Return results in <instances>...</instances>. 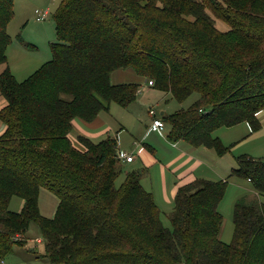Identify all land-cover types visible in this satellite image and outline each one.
<instances>
[{
	"label": "trees",
	"instance_id": "1",
	"mask_svg": "<svg viewBox=\"0 0 264 264\" xmlns=\"http://www.w3.org/2000/svg\"><path fill=\"white\" fill-rule=\"evenodd\" d=\"M13 7L14 0H0V65ZM53 21L51 60L21 82L8 67L0 73V264L13 245L27 243L31 225L50 264H264L258 198L236 202L225 244L218 207L227 180L179 187L165 215L142 187V171L116 184L123 172L116 137L80 136L76 144L69 137L74 121L91 123L111 104L135 102L137 84L110 81L113 72L131 70L179 104L197 95L161 116L169 141L225 155L230 148L215 131L261 127L264 0H61ZM236 160L229 179L264 197V158ZM41 190L58 200L50 218L39 211ZM12 198L21 201L19 212L9 210Z\"/></svg>",
	"mask_w": 264,
	"mask_h": 264
},
{
	"label": "rangeland",
	"instance_id": "2",
	"mask_svg": "<svg viewBox=\"0 0 264 264\" xmlns=\"http://www.w3.org/2000/svg\"><path fill=\"white\" fill-rule=\"evenodd\" d=\"M60 2L61 0H14V16L7 26V33L11 37V43L6 51V64L0 65V73L8 67L13 77L21 82L34 73L43 63L51 60L52 54L49 45L55 41L53 14ZM223 29L225 30L226 28H221V30ZM133 78H135L133 71L117 70L111 74L110 81L113 85L132 83L133 81L131 79ZM196 96V94L190 96L181 104L170 99L167 100V102L151 101L150 104L154 114L159 118L161 112L169 115L181 109H186L196 100ZM165 104L168 105L165 106ZM4 105L5 101L0 97V108ZM259 114H261V116L257 118V120L261 127L254 133L251 132L249 125L245 123L230 128H220L214 132V136L219 138L223 146L231 148V150L225 154V157L228 161L232 159L233 164L235 163L234 169L238 167L237 157L250 156L254 159L264 158V110ZM101 117H105L106 119V126L110 129V136H115L120 128L123 129L119 138V142L123 148H125V144L127 148L134 139L140 141L146 128L153 119L152 117L150 118V115L147 113V107L143 105L141 98H138L135 104L130 105L127 109L121 108L116 104H111L108 114L103 112ZM76 122L81 123L78 120ZM247 128L248 131H246ZM154 136L159 137L157 134H151V137L147 139L150 140V138L152 139ZM100 139L94 138L91 140L93 142H99ZM152 140L154 141V139ZM157 141L158 145L155 142L152 143H154L158 149L157 160L161 163L151 168L152 172L149 171L150 175H145L142 178L141 185L146 191L153 193V199L158 209L163 214L167 215L173 208V202L171 197H166L164 195L160 183L162 181L161 165H165L166 163L165 159L160 156V151L167 148V143L160 137ZM145 143H148V141H145ZM231 145L232 147H230ZM135 150L136 146L134 145L131 147V152L134 155ZM214 159L218 161L217 158L214 157ZM209 163L211 164V168L214 166V169L210 171L211 175L208 177L209 180L215 181L221 178L224 179V181L227 180V189L218 207L219 213L223 219L218 239L228 244L231 242L233 235L232 220L233 209L236 202L246 197L248 200L251 198H258V200L264 204V197L257 196L248 182L237 180L236 178L229 179V167L220 169L221 166L218 167L210 161ZM205 165H207V163H205ZM139 168L140 167H138L136 163L130 166L123 164V172L119 179H117L116 184L123 181L126 172L139 170ZM151 175L153 176L151 177ZM20 202L19 199L12 198L9 210L12 212L17 211L20 207ZM57 205L58 200L53 194L46 190L40 191L38 207L42 216L46 218L52 217ZM161 218L163 224L168 226V220L164 216ZM26 235L27 239H29L27 243L13 245L11 252L4 257V263L50 264L47 259L41 257L43 253V243L41 245L34 244L35 239H42L38 228L35 225H31ZM32 249L34 250L32 251Z\"/></svg>",
	"mask_w": 264,
	"mask_h": 264
},
{
	"label": "crops",
	"instance_id": "3",
	"mask_svg": "<svg viewBox=\"0 0 264 264\" xmlns=\"http://www.w3.org/2000/svg\"><path fill=\"white\" fill-rule=\"evenodd\" d=\"M131 80L133 81L132 83H121V84H137L139 86V90L135 102L137 101L138 98H141L143 105L147 107V113L149 115H150V111H153L152 106L150 104L151 101L167 102V100L169 99L172 100L169 93L157 91L152 86H148V81L139 78L137 75H135V78ZM114 85H119V84H114ZM135 102L133 104H135ZM167 105L168 104H165V106ZM103 112L108 114L109 110L100 112L98 117L91 123H84L81 121H80L81 123H77L76 121H74L72 125V132L69 135L70 139L76 144V141L80 136L90 138L92 140L94 138L100 139L101 137L105 136L101 138L100 141L105 139L107 136H110V129L106 126V119L105 117L104 118L101 117V114ZM261 114H258L257 118H259ZM162 115L168 116L164 112H161L159 114V118H157L155 114L150 115V118L152 117L153 119H157L163 123L162 131L159 132L151 131L150 130L151 123H150V125L146 128V131L143 134L141 140L140 141L136 139L132 140L127 148H126V144L124 145L125 148L121 147V143L119 142V138L123 132V129L120 128L118 132L115 134V136H113L117 138L118 153H126L134 156V160L132 163H123V164L130 166L136 163L137 166L140 167L139 170L142 171L141 181L145 175L146 176L150 175L149 171L152 172L151 168L154 165L161 163L160 161L157 160L158 149L156 145L152 143L155 142L158 145L157 140L159 137L161 139L163 138L167 143V148L165 150L163 149V151H160L161 152L160 156L164 158L166 161L165 165H161V180H162L160 182L161 190L163 191L166 197L167 196L171 197L172 202L176 194V191L179 187L187 183H190L195 179H208V177H210L211 175L210 171L214 169V166H212L211 168L210 167L211 164L209 163V161L217 165L218 167L221 166L220 169L229 167L228 176L231 174L233 170H235L234 169L235 163L233 164L232 159H230L231 161H228L225 157L226 155L219 157L216 155V153L213 150L207 149L205 147H192L185 142L169 141L167 139V136L170 132V126L163 122V120L161 119ZM3 130L4 127L0 125V135L2 134ZM246 131H248V128L246 129ZM151 134H157L159 137L156 136L152 137L154 141L151 138L150 140H148L147 138L151 137ZM145 141H148V143H145ZM134 145L136 146L135 155L132 154L131 152V147ZM230 147H232V145ZM214 157L217 158L218 161H216ZM205 163H207L208 166L205 165ZM140 165L142 166V168ZM152 176L153 175H151V177ZM219 180H224V179L221 178ZM149 193H151L153 197V193L152 192ZM21 207H22V203L20 202V207L17 210L18 212L20 211ZM36 240L37 239L34 240V244H36L35 242Z\"/></svg>",
	"mask_w": 264,
	"mask_h": 264
},
{
	"label": "built area",
	"instance_id": "4",
	"mask_svg": "<svg viewBox=\"0 0 264 264\" xmlns=\"http://www.w3.org/2000/svg\"><path fill=\"white\" fill-rule=\"evenodd\" d=\"M148 86H153L152 82L149 81L148 82ZM150 115H154V112L150 111ZM150 130L154 131V132L162 131L163 130V123L161 121L157 120V119H153L152 122H151V129ZM117 157L123 163H132L133 160H134V156L133 155H129V154H126V153H118ZM35 242L38 245L42 244V240H40V239H37Z\"/></svg>",
	"mask_w": 264,
	"mask_h": 264
}]
</instances>
